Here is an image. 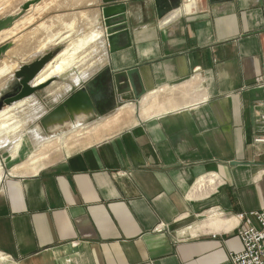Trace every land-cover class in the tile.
<instances>
[{
    "label": "crops",
    "instance_id": "1",
    "mask_svg": "<svg viewBox=\"0 0 264 264\" xmlns=\"http://www.w3.org/2000/svg\"><path fill=\"white\" fill-rule=\"evenodd\" d=\"M123 3L130 47L102 42L67 92L110 67L146 94L102 140L5 176L0 264H232L238 216L264 211V0Z\"/></svg>",
    "mask_w": 264,
    "mask_h": 264
},
{
    "label": "bare ground",
    "instance_id": "2",
    "mask_svg": "<svg viewBox=\"0 0 264 264\" xmlns=\"http://www.w3.org/2000/svg\"><path fill=\"white\" fill-rule=\"evenodd\" d=\"M30 1L33 0H26L24 2L22 1L23 3L21 2V5ZM78 1L84 0H65L64 2L61 1L63 3L58 5L57 9H66L67 6L71 7V9L75 8ZM49 5L50 3H48L47 0H42L41 2L32 4L25 15L17 20L11 29L4 30L0 33V44L12 39V41L9 42L12 44V48L6 53L4 58L0 60V91L5 89V87L8 85V82L13 78V74L21 64L30 62L34 58L44 55L48 50L60 46H63V49L59 52L54 61L46 66L44 71L35 81L37 86L43 83H49L52 79L61 77L73 70H78L77 74H75V77L73 78V82L77 83L80 82L81 79H86L90 75L91 71L94 70L96 62L91 61L89 63L88 59L90 57L88 58V53H90V50L94 48L93 46L96 47V45L101 42L102 39L100 38L102 36V32L98 28L93 27L92 24H89L86 27H83L80 24H83L85 22L89 23L90 17H92L95 13L93 15L91 13H87V15L86 13L81 12L80 15L77 16V13L72 17L60 15V17L52 18V20L50 21H42V23L37 26L38 28L36 30L34 28L35 32L34 30H32L33 33H30L32 34L30 36L29 33L27 35L20 34V32H23V30L27 29L35 20L40 21V19H43L42 17L45 16L46 10L48 9ZM78 5H80V3ZM20 6L16 8L13 7L14 10H12V8V11L10 13H7L8 15L3 14L4 16L1 15V18L3 19V17L13 15L16 16L19 13ZM26 14H29L30 16L31 14H33L34 16L27 17ZM90 23L92 22L90 21ZM35 35H38L40 41L36 45H33L32 38L35 37ZM34 101H31V99H25L12 105L11 107H6L0 113V149H5L12 145L13 148L10 149L11 151H9L12 160L17 158L21 154L22 150H24L27 144V140L25 138L26 122L22 119V113L27 109V107L32 109V107L35 105ZM152 102L154 101L152 100ZM126 106L130 107L129 105ZM126 106L118 110L117 114L114 117H110V120L100 123L94 128H92V125L90 126V128L79 127L80 123L76 122V124H74L72 127V132H66L67 135L65 136H43L40 134V132L38 133V131H35V133H31L33 134V138H35L36 142L40 145L38 144L39 147H37L35 152L31 155L30 160L26 164V166L32 168V171H34V173L38 172L39 168L41 167L42 161H44L51 150L54 151V149L59 146L63 145L64 147L67 143L71 141L73 142V140L76 141L78 138H82L81 136H83L84 133H89V139L87 140L89 142V145L92 144V142L94 143L95 141L102 140L103 136L100 134L101 131H104L105 129H109L110 131V129L114 128L115 126L118 127L119 123L120 125L123 123L122 120L125 119L124 116L127 113L129 114L131 111V109L127 108ZM74 128L77 130H75ZM82 142L84 143V141ZM66 150L68 149L66 148ZM5 174V169L0 164V184L5 178Z\"/></svg>",
    "mask_w": 264,
    "mask_h": 264
},
{
    "label": "water",
    "instance_id": "3",
    "mask_svg": "<svg viewBox=\"0 0 264 264\" xmlns=\"http://www.w3.org/2000/svg\"><path fill=\"white\" fill-rule=\"evenodd\" d=\"M130 0H102L100 5L101 27L103 31L100 39L101 43L105 42L108 46L110 54L130 47H118L119 39L128 35V27L126 26V3ZM216 3H225L232 0H210ZM40 0L33 3L25 4L16 16H7L0 19V33L4 30L11 29L14 23L25 15L32 4H36ZM158 9H160L161 0H155ZM162 18V14L159 15ZM12 47L11 43L0 46V60ZM60 47L57 48V50ZM62 50V49H61ZM57 56V55H56ZM56 56L52 57V52L38 56L36 60L28 64H21L13 74V78L8 82L16 83V95L2 96L0 93V113L6 108L31 98L36 92L43 90L50 83L36 85L35 81L44 71L46 66L53 62ZM3 91H7L9 86ZM146 92L139 78L138 69H130L126 71L114 72L112 68H107L92 80L86 82L81 88L72 93L56 108L46 114L40 121L39 126L43 133L49 134L57 128H65L68 125L75 124L77 120L91 119L99 116V109L103 107V111L110 113L118 111L128 105V96L132 100L138 102L142 100ZM119 106V107H118ZM104 120H102L103 122ZM101 122V123H102Z\"/></svg>",
    "mask_w": 264,
    "mask_h": 264
},
{
    "label": "rangeland",
    "instance_id": "4",
    "mask_svg": "<svg viewBox=\"0 0 264 264\" xmlns=\"http://www.w3.org/2000/svg\"><path fill=\"white\" fill-rule=\"evenodd\" d=\"M22 1L24 2L26 0H11V1L10 0H0V19H2L1 15H3V14L8 15L7 14L8 12L10 13L12 10H14V8L19 7L23 3ZM34 1H36V0L30 1V2L33 3ZM41 1L42 0H40V2ZM47 1H48V3H50V5L48 6V9L46 10L45 16L42 17L43 19H40V21L39 20H35L34 22H32V24L27 29L23 30V32H20L21 35H27L28 33H29V36L32 35V34H30V33H33L32 30H34V28L36 30L38 28L37 26H39L42 23V21L43 22H45L47 20L50 21V20H52V18L60 17V15L67 16V17H72V16L76 15L77 13H78L77 16L80 15L81 12L86 13V14L87 13L88 14L91 13L93 15L97 11L95 6H97L98 4H100V5L102 4V0H84V1H78L77 4H76L77 7L75 6V8L71 9V7L67 6L66 9H57L58 5L63 3L65 0H61L63 2H61L60 0H47ZM30 2H27V3H30ZM27 3H25V4H27ZM79 3H80V5H78ZM25 4L20 6L19 12L21 11L22 7ZM29 14L28 15L26 14V16L27 17L28 16L29 17H31V16L33 17L34 16L33 14H31V16H30ZM95 14L92 16L93 18L95 16ZM13 16H15V15H13ZM92 17H90L89 23H87V22L83 23L82 22L83 24H80V25H82L83 27H86L89 24L93 25V23H90V21L92 22V19H91ZM3 18H6V17H3ZM35 30H34V32H35ZM28 31H30V32H28ZM33 38H32V41H33L32 43H33V45H36L40 41V38H38V35L37 36L35 35V37H33ZM36 40H38V41H36ZM11 41H12V39H10L7 42H3L2 44H0V46H2L4 44H7V43H9ZM93 47L95 49L94 48L91 49L90 50L91 52L88 53V54L90 55L91 53H93L96 50L97 51V57L99 58L100 55H101V50H100L101 42H99V44L96 45V47L95 46H93ZM57 48L48 50L46 53L52 52V57H54V56L59 54L61 49H63V46H60V49H58V50H57ZM2 58H4V56ZM88 58H89V56H88ZM34 60H36V58H34L32 61L27 62L25 64L31 63ZM77 72H78V70H73V71H71V72H69V73H67V74H65V75H63L61 77H57V78L52 79L49 82L50 84H49V86L47 88L36 92L35 95H33L31 98H29V99H31V101L35 100L34 101L35 105L32 107L33 111H32L31 108L27 107V109H26L27 111L24 110L25 112L23 111V113H22V119L25 120V122H26L25 138L27 140V144H26L24 150H22L21 154L17 158L12 160L11 157H10V152H9V151H11L10 149L13 148L12 145H10L11 147L9 146L8 148L0 149V164L5 169V172H6L5 176L8 175V174H11V175H31V174H35L34 171H32L33 170L32 168L26 166V164L30 160L31 155L35 152L37 147H39V145H40L39 143L36 142L35 138H33V136H32L33 134H31V133H35V131H38V133L40 132V134L43 135V136H54V135H56V136H58V135L65 136V135H67L65 133L68 132V130L70 129L69 128V127H71L70 125L66 126L65 128H57L56 130L51 131L47 135V134L43 133V131L41 130V128L39 126V121L46 114H48L50 111H52L54 108H56L64 99L69 97L70 94L67 92V88H69L70 84L73 82L72 80L75 77V74H77ZM9 84H11V83H9ZM8 86H10V85H8ZM0 92L2 93V90ZM30 110L32 111V114H31ZM36 111H38V112H36ZM27 114H29V115H27ZM30 114H31V116H30ZM126 118L127 117H125L124 120H126ZM27 119H29V120H27ZM124 120H122V122H124ZM99 124L94 125L92 128H94L95 126H98ZM118 125H120V123ZM88 127L90 128V126H88ZM116 128H117V126H115L114 128L110 129V131H109V129H105L104 131H101L100 134L104 137V132L105 133H108V132L113 133L114 129H116ZM75 130H77V129H75ZM75 130H73V131H75ZM71 132H72V130L69 131L68 133H71ZM88 134L89 133H84L83 136H81L82 138H78L76 141L73 140V142L71 141V142L67 143L64 147L62 145V146H59V147L55 148L54 149L55 152L53 150H51L50 151L51 153L49 152L47 157L44 159V161H42L41 167L39 168V170L41 168H43L44 166L50 164V163L57 162V161L61 160L66 154H69V153L77 150L78 148L82 147L81 145L84 144L82 141H84L86 143L88 142L87 141L89 139ZM84 136H86V137H84ZM74 142H75V144H74ZM66 148L68 150H66ZM25 168H26V170H25Z\"/></svg>",
    "mask_w": 264,
    "mask_h": 264
},
{
    "label": "built area",
    "instance_id": "5",
    "mask_svg": "<svg viewBox=\"0 0 264 264\" xmlns=\"http://www.w3.org/2000/svg\"><path fill=\"white\" fill-rule=\"evenodd\" d=\"M257 143H264V138H258ZM238 234L243 250L231 253L232 264H264V211L240 214ZM163 231L162 228H157Z\"/></svg>",
    "mask_w": 264,
    "mask_h": 264
},
{
    "label": "flooded vegetation",
    "instance_id": "6",
    "mask_svg": "<svg viewBox=\"0 0 264 264\" xmlns=\"http://www.w3.org/2000/svg\"><path fill=\"white\" fill-rule=\"evenodd\" d=\"M14 88H16V83L15 82H13V83H11L10 84V86H9V88H8V90L7 91H3L2 93H1V95L4 97V96H6V95H16L17 94V92L15 91V89ZM98 111H103V107H101Z\"/></svg>",
    "mask_w": 264,
    "mask_h": 264
}]
</instances>
